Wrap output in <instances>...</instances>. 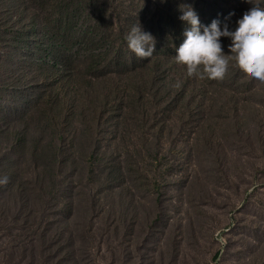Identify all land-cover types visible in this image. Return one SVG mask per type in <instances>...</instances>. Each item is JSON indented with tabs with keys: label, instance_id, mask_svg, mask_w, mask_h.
Returning a JSON list of instances; mask_svg holds the SVG:
<instances>
[{
	"label": "trees",
	"instance_id": "obj_1",
	"mask_svg": "<svg viewBox=\"0 0 264 264\" xmlns=\"http://www.w3.org/2000/svg\"><path fill=\"white\" fill-rule=\"evenodd\" d=\"M182 4L192 6L202 26L218 20L233 31L253 6L248 0H0V133L10 140L0 150V180L7 177L0 184L6 201L0 227L49 221L52 209L76 207L81 198L95 209L98 192L126 174L160 202L164 145L172 159L186 158L210 147L214 132L239 126L249 98L264 95V83L234 61L223 80L189 77L174 60L188 27L179 18ZM138 22L156 40L147 59L126 41ZM221 43L230 54V38ZM18 53L33 70L9 84L3 71L15 72L19 59L8 63ZM26 74L31 86L19 84Z\"/></svg>",
	"mask_w": 264,
	"mask_h": 264
},
{
	"label": "rangeland",
	"instance_id": "obj_2",
	"mask_svg": "<svg viewBox=\"0 0 264 264\" xmlns=\"http://www.w3.org/2000/svg\"><path fill=\"white\" fill-rule=\"evenodd\" d=\"M12 63L15 72L3 71L9 84L33 70L20 53ZM31 76L19 84L31 86ZM248 106L239 126L214 132L205 150L172 159L171 146L161 148L160 202L133 175L114 176L95 209L80 196L49 221L0 227V264H264V95ZM9 141L0 133L2 152Z\"/></svg>",
	"mask_w": 264,
	"mask_h": 264
},
{
	"label": "clouds",
	"instance_id": "obj_3",
	"mask_svg": "<svg viewBox=\"0 0 264 264\" xmlns=\"http://www.w3.org/2000/svg\"><path fill=\"white\" fill-rule=\"evenodd\" d=\"M248 2L253 6L236 21L234 31L229 29L228 23H224L221 28L218 20L202 26L191 5H180L182 15L179 18L188 27L183 32L184 40L176 49L174 60L186 67L189 77L223 80L229 71L230 62L234 61L235 66L245 74L264 83V3L261 0ZM221 37L230 38V54H225ZM126 41L128 48L138 58L153 56L156 40L151 33L142 29L139 22L132 26ZM174 87H180V83L177 82ZM6 183L7 177L0 180V184Z\"/></svg>",
	"mask_w": 264,
	"mask_h": 264
}]
</instances>
